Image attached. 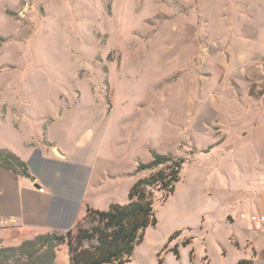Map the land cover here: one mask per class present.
I'll use <instances>...</instances> for the list:
<instances>
[{"label": "crops", "instance_id": "obj_1", "mask_svg": "<svg viewBox=\"0 0 264 264\" xmlns=\"http://www.w3.org/2000/svg\"><path fill=\"white\" fill-rule=\"evenodd\" d=\"M208 3L202 35L211 39L191 51L177 47L183 77L174 93L167 89L161 95L166 109L159 112V132L151 117L142 127L143 136L158 133L163 141L149 143L150 155L142 161L151 160L153 152L186 158L180 172L187 170L186 181L172 211L188 212L196 222L169 225L153 243H146L148 226L126 264H155L177 230L168 248L177 244L179 259L182 248L192 245L189 233L195 226L204 233L216 228L205 216L209 209L219 221V234L239 251L231 264L240 258L264 263V227L249 230L240 216L249 202L264 214V187L257 180L264 171V162L257 161L264 153V0ZM96 113L86 105L54 111L46 121V142L16 155L28 176L0 165L1 245L64 233L88 207L106 210L112 202H127L140 159L129 140L134 112L118 109L109 118ZM125 122L127 133L120 127ZM235 178L239 188L232 185ZM186 238L190 241L183 244ZM169 254L174 255L167 249Z\"/></svg>", "mask_w": 264, "mask_h": 264}, {"label": "rangeland", "instance_id": "obj_2", "mask_svg": "<svg viewBox=\"0 0 264 264\" xmlns=\"http://www.w3.org/2000/svg\"><path fill=\"white\" fill-rule=\"evenodd\" d=\"M208 5V0H0V165L6 152L24 155L46 142V121L54 111L84 105L105 118L118 109L133 111L136 127L129 140L137 162H148L142 161L150 155L148 144L163 141L158 133L143 136L144 120L153 118L159 132V112L166 109L161 95L167 89L174 93L183 77L177 47L191 51L211 39L202 35ZM128 125L120 127L127 133ZM263 154L258 162H264ZM151 171L140 170L137 178ZM186 173H180L176 193L155 203L157 224L149 226L146 243L169 225L196 222L188 212L172 211ZM232 185L239 188L238 178ZM250 204L241 212H260ZM205 216L216 228L204 233L195 226L192 245L182 248L179 259L162 251L163 264H202L204 255L208 264H231L239 251L217 231L216 214L209 209ZM51 252L53 264H68L64 242Z\"/></svg>", "mask_w": 264, "mask_h": 264}, {"label": "trees", "instance_id": "obj_3", "mask_svg": "<svg viewBox=\"0 0 264 264\" xmlns=\"http://www.w3.org/2000/svg\"><path fill=\"white\" fill-rule=\"evenodd\" d=\"M2 166L29 175L27 166L18 156L6 152ZM185 157L152 153L148 162H138L136 172L152 170L138 177L130 187L125 203L112 202L106 210L88 207L74 226L64 233H43L23 240L13 247H0V264H53L51 246L64 242L67 246L68 264H122L130 260L133 250L143 240L145 229L157 223L155 203L175 190ZM155 191L160 192L159 195ZM179 233L175 231L158 252V262L163 264L162 251L171 250L179 257L178 245L168 248L169 242ZM188 238L183 240L187 244ZM192 251L190 252V259ZM206 255L202 264H208ZM236 264H264L252 258H240Z\"/></svg>", "mask_w": 264, "mask_h": 264}, {"label": "built area", "instance_id": "obj_4", "mask_svg": "<svg viewBox=\"0 0 264 264\" xmlns=\"http://www.w3.org/2000/svg\"><path fill=\"white\" fill-rule=\"evenodd\" d=\"M264 159V154H263ZM260 183L264 187V174H262L259 178ZM242 218L246 219L247 228L249 230H261L264 227V214L259 212H251V213H241Z\"/></svg>", "mask_w": 264, "mask_h": 264}]
</instances>
